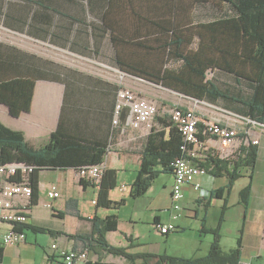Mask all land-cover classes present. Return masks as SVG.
Returning <instances> with one entry per match:
<instances>
[{
	"label": "crops",
	"instance_id": "1",
	"mask_svg": "<svg viewBox=\"0 0 264 264\" xmlns=\"http://www.w3.org/2000/svg\"><path fill=\"white\" fill-rule=\"evenodd\" d=\"M126 3L127 0H0V81L27 76L36 78L31 109L14 116L10 114L9 106L0 101V121L6 127L22 132L26 141L35 148L48 143L56 130L67 140L82 143L83 146H105L103 163L106 168L116 169L118 173L117 187L109 192L111 204L97 207L99 186L82 184L75 165L43 169L39 174L38 204L31 207V218L25 228L27 237L17 245H5L0 241V246L4 247L0 264L13 254L18 257V264H61L63 251H83L84 244L68 234L90 231L94 217H114L107 231V240L112 245L126 246L132 253L190 258L204 256L214 241V234L208 230L216 228L221 233L223 250L228 251L241 241L242 263L252 264L263 253L264 131L257 127L254 137L259 139V144L252 143L257 148V161L253 169L240 167V175L230 191L225 188L230 180L228 173L222 171L215 175V171L208 166L210 172L201 181L211 195L203 199L199 192L187 185L182 202L184 209L176 219L172 207V172L159 174L147 193L138 197L132 195L133 183L140 171L141 150L152 129L131 127L125 111L115 123L119 93L123 88H131L153 101L159 109L154 126L159 128L160 118L165 120L170 115V112H164L165 106L162 109L161 104L170 99L171 89L119 67L116 58L118 45L113 36L124 33V25L119 24L126 18ZM14 38L20 41L16 42ZM172 92L183 97L179 100H182L180 106L176 105L178 107H193L211 120L236 123L239 113L226 109L219 102L212 103V111L206 114L200 110L198 103L208 102L196 101L198 99L179 91ZM240 134L242 136L243 132ZM210 144L214 143L210 140ZM228 168L233 171L232 167ZM59 171L64 173L56 181L43 179L44 174ZM122 174H128L131 180L120 181ZM163 174L170 176L161 183L160 190L156 182ZM248 183H251V190L245 204L241 191ZM52 184L58 186L61 194L55 199L47 194ZM123 185L125 190L121 189ZM221 187L225 189L217 196V189ZM75 191L80 195H76ZM50 202L52 207L48 205ZM87 202H91L88 211L83 208ZM68 204L71 207L78 205L82 217L72 214L59 216L63 222L55 223V227L51 228V247L37 259L35 256L26 258L24 253L29 249V241L37 243L38 235L44 233L34 231L30 225H43L45 211L51 209V214L56 217L58 211L67 210ZM202 208L205 213L201 216ZM189 210H194L199 224L191 222V214L187 213ZM182 216L184 221L180 220ZM69 218H73V229L67 225ZM158 222H173L176 230L162 234L155 227ZM129 243L133 245L129 246ZM53 244H57V248L52 249ZM184 245L191 247V251L184 252ZM87 259L143 264L142 259L129 262L124 257L105 251H89ZM155 260L159 264L158 257H152L150 263Z\"/></svg>",
	"mask_w": 264,
	"mask_h": 264
},
{
	"label": "trees",
	"instance_id": "2",
	"mask_svg": "<svg viewBox=\"0 0 264 264\" xmlns=\"http://www.w3.org/2000/svg\"><path fill=\"white\" fill-rule=\"evenodd\" d=\"M201 1L204 0H197ZM219 3L222 7L218 10V18L192 20L183 18L184 0H127L124 7L126 18L119 24L124 25V33L113 36L118 45L117 63L132 75L200 101L219 102L226 109L264 122V0H219ZM194 39L199 40L197 47L193 45ZM210 69L214 70V79L208 76ZM35 80V77L27 76L0 81V101L9 106L10 114L17 116L31 109ZM160 122L159 128L153 124L141 150L140 171L133 183L134 197L147 193L159 174L172 172L171 163L183 155L185 141L178 126L169 116L165 120L160 118ZM242 151L243 155L233 164V171L224 161L215 162L212 168L215 175L222 171L228 173L230 180L225 188L229 191L240 175L239 167L253 169L257 161L255 145L246 146ZM105 153V146H83L67 140L58 130L52 133L48 143L35 148L26 141L22 132L8 128L0 121V164L18 162L32 166L28 175L33 187V206L38 204L39 174L43 169L101 165ZM21 174L19 171L12 179L20 181ZM117 176L116 169L106 168L99 184L81 179L82 184L99 186L97 207L111 204L109 192L117 187ZM225 188L217 189V196ZM250 190L251 183H248L241 191L245 204ZM67 214L82 217L78 205L71 207L68 204L67 210L56 213L64 217ZM113 219L94 217L90 231L68 235L84 244L83 251H105L129 262L142 259L143 264H150L152 257H158L159 264H242L241 241L228 251L223 250L219 228L208 230L214 234V241L207 255L190 258L142 254L132 253L126 246H115L107 240ZM27 227L28 224L20 228ZM30 227L37 232L47 230ZM48 232L53 233L51 230ZM3 252L4 247L0 246V263ZM85 264L119 263L87 259Z\"/></svg>",
	"mask_w": 264,
	"mask_h": 264
},
{
	"label": "built area",
	"instance_id": "3",
	"mask_svg": "<svg viewBox=\"0 0 264 264\" xmlns=\"http://www.w3.org/2000/svg\"><path fill=\"white\" fill-rule=\"evenodd\" d=\"M203 102V101H202ZM205 102V101H204ZM209 104V103H208ZM126 112L128 124L133 128L146 126L152 129L155 115L158 113V106L146 97L140 95L131 88H123L118 97L115 109V123L119 122L120 116ZM238 116L236 123H223L205 115L198 114L193 107L183 108L175 106L169 115L180 129L185 145L182 147L183 155L176 157L171 163L174 174L172 186V207L175 211L173 217L176 219L179 212L184 209L182 204L185 194V187L191 185L199 192L201 198L211 195V191L203 185L201 178L208 175L209 167L213 168L215 162H228L230 167L243 155L242 149L250 144H259V139L254 137L255 127L264 131V122H258L250 117ZM250 125L248 128L242 126ZM241 132L243 135L241 136ZM210 140L214 144H210ZM214 161V162H213ZM106 167L101 165L81 166L77 169L78 176L99 184ZM32 166L23 163L0 164V241L2 244H19L27 237L22 225L30 221L31 197L33 187L30 183L29 172ZM239 170L241 168L239 167ZM22 173L21 180H13L12 177ZM126 186L121 187L125 190ZM51 199L60 197L56 184H52L47 190ZM52 207V202L48 203ZM3 226H7L4 228ZM156 229L162 234L176 230L175 223L158 222ZM262 246L264 249V228L262 234ZM52 248H57L53 244ZM65 264H82L86 261L88 251L70 249L62 252ZM245 264V263H242Z\"/></svg>",
	"mask_w": 264,
	"mask_h": 264
},
{
	"label": "rangeland",
	"instance_id": "4",
	"mask_svg": "<svg viewBox=\"0 0 264 264\" xmlns=\"http://www.w3.org/2000/svg\"><path fill=\"white\" fill-rule=\"evenodd\" d=\"M183 6H184V10L182 12L183 18L184 19H188L191 18L192 20L196 19V20H209V19H215L218 18V10L219 8L222 7V4L219 3V0H204L201 2H197V0H184ZM14 41L18 42L20 41L19 39H15ZM198 42L199 40L194 39L193 45H195L196 47L198 46ZM208 76L214 79V70H209L208 71ZM173 89H171L170 91V99L167 101V103L161 104V108L163 109L165 106V111L164 112H171V110L176 106H180V104L182 103V100L179 101L180 99H182L183 97H181L180 95H178L177 93H173L172 92ZM176 91V90H173ZM196 101H199L196 100ZM205 102H208L205 100ZM209 104H204V103H198L200 107V110H202L203 112H209L212 111V104L210 102H208ZM195 110L197 111V109L195 108ZM198 114H200L197 111ZM64 173V171H59V172H48L46 174H44L43 179L46 181H56L57 178L62 175ZM170 175H165L163 174L161 178H158L156 185L157 188H159L161 190L162 188V182L163 181H167ZM120 181H122L123 179H127V180H131V176H129L128 174H122L120 177ZM130 187V186H129ZM76 195H80L78 191H75ZM86 198H89V194H86ZM164 204V202H163ZM91 205V202H87L84 204V210H89ZM204 209L202 208L200 210V214L201 216L204 215ZM51 209H48L47 211H45L44 214V222L43 225L38 226V227H43L46 228L47 230L44 233L39 234L38 236V242L35 243L34 240L29 241L30 243H28L29 249L26 251V253H24L26 258H30V257H36V259L39 257V255L41 253L44 252V250L46 251V249L49 247H51V243L52 241V236L51 233L48 232V230H53L51 229L52 227H55V223H59V222H63L62 218L59 216L53 217V215L51 214ZM127 212H129V209L127 208L126 210ZM126 211L124 213H126ZM182 210L179 212L181 213ZM188 215L191 214L192 217V221L191 222H195V224H199L200 220L195 219L194 217V210H189ZM73 218H69L67 225L68 227L70 226V229H73L72 227H74L73 225V221H71ZM181 221H184L185 218L182 216ZM32 234H34L33 230H30ZM204 239V237H203ZM133 245L132 243H129V246ZM181 245V244H180ZM115 246H120V245H115ZM179 246V245H177ZM53 249V248H52ZM184 252H190L191 251V247H188L186 245L183 246ZM190 250V251H189ZM37 251V252H36ZM109 253V252H108ZM190 254V253H188ZM115 256V255H114ZM18 257L16 256V254H13L11 256L6 257L5 259V263L4 264H18ZM38 263V262H36ZM150 264H158L157 261L155 260L154 263L151 261ZM252 264H264V250L261 256L257 257L256 259H254Z\"/></svg>",
	"mask_w": 264,
	"mask_h": 264
}]
</instances>
